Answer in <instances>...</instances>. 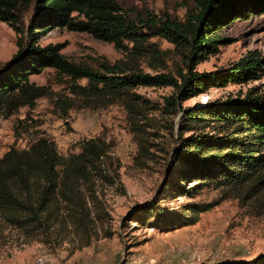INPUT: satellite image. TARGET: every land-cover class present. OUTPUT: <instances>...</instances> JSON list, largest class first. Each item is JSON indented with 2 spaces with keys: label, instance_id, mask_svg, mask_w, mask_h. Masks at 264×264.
Returning a JSON list of instances; mask_svg holds the SVG:
<instances>
[{
  "label": "trees",
  "instance_id": "1",
  "mask_svg": "<svg viewBox=\"0 0 264 264\" xmlns=\"http://www.w3.org/2000/svg\"><path fill=\"white\" fill-rule=\"evenodd\" d=\"M184 1L185 17L179 18L150 9L135 17L123 9L120 0H0V19L19 34L18 51L0 67V115L33 106L49 94L47 85L30 78L46 67H53L76 96L100 97L104 103L125 99L130 109L142 97L133 91L135 87L172 85L174 92L165 102L173 113L183 111L181 132L193 130L176 154L185 173L191 170L235 186L246 181L264 186V90L252 87L196 107L182 104L210 87L261 77L264 54L258 49L224 68L200 71L196 64L218 51L219 42L225 39L219 32L226 24L264 13V0ZM55 27L89 32L114 43L126 56L112 61L101 55L94 63L72 59L63 52L67 41L40 42ZM156 34L180 48L185 67L153 74L140 66L139 58L147 55L160 58L167 66L168 50L151 40ZM81 78L88 83L78 82ZM207 125L216 131L202 130ZM114 145L101 135L94 136L83 140L79 152L63 157L53 138L40 136L28 148H11L0 157V216L28 235L52 237L59 228H70L87 233L90 242L95 223L91 199L97 197V180L114 182L119 168L110 153ZM210 207L187 203L170 222L176 226L194 223ZM134 215L159 225L164 207L145 204ZM222 264H264V252Z\"/></svg>",
  "mask_w": 264,
  "mask_h": 264
},
{
  "label": "rangeland",
  "instance_id": "2",
  "mask_svg": "<svg viewBox=\"0 0 264 264\" xmlns=\"http://www.w3.org/2000/svg\"><path fill=\"white\" fill-rule=\"evenodd\" d=\"M120 2L135 17L147 9L179 18L186 12L184 0ZM219 34L225 39L217 52L197 62L198 70L228 67L255 49L264 54V13L235 19ZM18 38L16 30L0 19V67L18 51ZM151 40L168 50L167 66L160 58L147 55L139 58L143 69L157 74L186 66L175 43L159 34ZM59 41H67L63 52L78 61L94 63L101 55L115 61L126 56L112 42L67 27H55L40 39L44 45ZM30 78L47 85L49 94L39 97L33 106L0 115V157L13 147L28 148L40 136L53 138L60 154L67 157L79 152L86 138L101 135L115 142L110 153L119 168L114 182L97 180V197L91 199L95 223L90 242L87 233L70 228H59L52 237L28 235L0 216V264H39L38 256L44 257L42 264H222L264 252V186L253 181L235 186L191 170L185 173L176 154L193 130L181 132L183 111L175 114L165 102L174 92L172 85L135 87L133 91L142 97L130 109L125 99L104 103L100 97L76 96L53 67ZM88 81L81 78L78 82ZM252 87L264 90V73L258 79L210 87L182 104L196 107L217 97L243 94ZM202 130L215 132L216 128L207 125ZM191 202L211 207L194 223L171 224ZM151 203L164 207L159 225L134 215L138 207Z\"/></svg>",
  "mask_w": 264,
  "mask_h": 264
},
{
  "label": "built area",
  "instance_id": "3",
  "mask_svg": "<svg viewBox=\"0 0 264 264\" xmlns=\"http://www.w3.org/2000/svg\"><path fill=\"white\" fill-rule=\"evenodd\" d=\"M45 259L43 256H38L37 259H36V262L39 263V264H42L44 263Z\"/></svg>",
  "mask_w": 264,
  "mask_h": 264
}]
</instances>
